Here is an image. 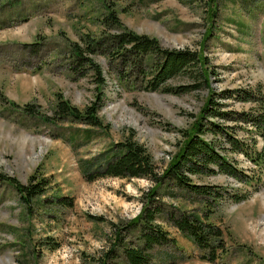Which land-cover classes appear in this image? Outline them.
Instances as JSON below:
<instances>
[{
    "label": "rangeland",
    "instance_id": "374dc122",
    "mask_svg": "<svg viewBox=\"0 0 264 264\" xmlns=\"http://www.w3.org/2000/svg\"><path fill=\"white\" fill-rule=\"evenodd\" d=\"M111 7L124 27L154 36L165 47H188L206 56L215 71L209 75L214 90L259 85L264 92V0H0V172L22 182L35 171L50 178L30 207L0 181V264H99L117 226L125 240H134L138 230L127 223L139 212L152 180L104 176L90 181L78 157L130 135L163 168L176 150L177 129L192 126L207 95L209 88L173 94L125 86L107 74V57L95 50L90 55L103 64L107 78L98 87L93 72L80 69L71 46L110 29L102 17ZM57 94L79 107L101 95L99 115L108 130L91 127L92 137L85 140L83 122L43 120L53 113ZM220 100L225 108L253 105L233 97ZM28 103L41 114L25 113ZM250 134L241 129L238 136ZM254 136L264 149V137ZM232 157L242 174L256 179L246 182L225 173L194 177L222 190L214 204L185 191L171 197L161 187L164 210L158 221L179 247L154 246L151 264H264V160L256 165L241 153ZM57 195L73 203L53 201ZM237 195L244 197L235 200ZM169 204L209 212L210 221L223 228L227 250L215 261L201 258L194 243L166 220ZM121 257L112 255L107 264H124Z\"/></svg>",
    "mask_w": 264,
    "mask_h": 264
},
{
    "label": "trees",
    "instance_id": "16d2710c",
    "mask_svg": "<svg viewBox=\"0 0 264 264\" xmlns=\"http://www.w3.org/2000/svg\"><path fill=\"white\" fill-rule=\"evenodd\" d=\"M102 21L110 29L98 37L89 36L83 44L78 42L71 46L73 57L83 64L80 69H90L98 87L107 78L103 64L95 62L90 55L95 50L107 57V74H112L125 86L137 85L144 90L173 94L209 88L192 126L177 129L180 138L176 150L163 168L155 163L149 149L130 135L112 142L94 155L78 157L79 168L90 181L104 176L146 177L152 180L148 189L142 192L139 212L127 223V227L137 228L135 239L125 240L121 226H117L115 241L98 257L99 264H107L110 256L115 257L121 253L124 264H151V250L154 246L171 244L179 247L177 239L170 236L158 221L164 210L160 198L161 187L171 197L185 191L208 204H214L219 196L222 197V190L213 184L197 182L194 177L225 173L246 182L256 179V176L242 174L243 170L232 154L241 153L256 165L263 162L264 149L257 147L254 133L264 137V92L259 85L256 88L238 87L216 91L209 85V75L215 71L210 68L208 58L199 51L188 47H165L154 36L124 27L112 7L103 15ZM37 43L34 41L31 44ZM178 76L192 80L179 83L170 81ZM56 97L58 100L53 113L50 116L44 114L43 120L52 123L83 122L87 125L83 132L85 140L92 137L91 127H97L103 132L108 130L109 124L103 122L99 115L101 95L83 107L72 104L61 94ZM222 97L250 101L253 105L247 109L225 108L220 100ZM23 107L25 113L36 117L41 114L29 103ZM241 129L251 131L248 138L238 136ZM0 181L11 185L28 207L40 200L50 184V178L38 171L31 173L25 182L0 172ZM243 197L237 195L234 199ZM53 201L67 205L73 203L67 195H57ZM170 206L172 210L166 212V220L194 243L201 258L215 261L227 250L223 228L210 221L209 212L200 215L178 206Z\"/></svg>",
    "mask_w": 264,
    "mask_h": 264
}]
</instances>
